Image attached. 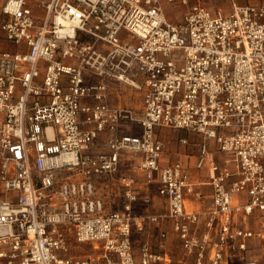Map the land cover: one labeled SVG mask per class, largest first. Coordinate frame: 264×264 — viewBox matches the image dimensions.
I'll return each mask as SVG.
<instances>
[{
  "label": "built area",
  "instance_id": "1",
  "mask_svg": "<svg viewBox=\"0 0 264 264\" xmlns=\"http://www.w3.org/2000/svg\"><path fill=\"white\" fill-rule=\"evenodd\" d=\"M230 2L224 15L189 0H0V264H264L251 249L264 244V0ZM124 87L142 91L140 113L108 103ZM160 128L200 137L179 142L208 174L206 209L187 208L201 194L184 166L161 164ZM125 152L166 212L135 213L151 199L129 175L106 208L97 181ZM165 221L180 250L164 229L136 247Z\"/></svg>",
  "mask_w": 264,
  "mask_h": 264
},
{
  "label": "crops",
  "instance_id": "2",
  "mask_svg": "<svg viewBox=\"0 0 264 264\" xmlns=\"http://www.w3.org/2000/svg\"><path fill=\"white\" fill-rule=\"evenodd\" d=\"M107 101L112 106H130L134 108L138 113L142 110L143 104V93L139 89L124 87L122 90L110 91L108 93ZM129 130V129H128ZM127 130V131H128ZM138 128L133 127L130 131H137ZM125 131V128L123 129ZM179 132L172 130L170 128H160L158 134L164 142L163 155L160 159L162 165L170 164L174 162H180L187 174L189 175V180L195 185V189L201 194L200 198H193L192 195L186 196L187 208L194 211H202L209 207L212 203L211 194L212 188L209 184V178L206 170H197L195 168L197 149L195 147L184 146L179 142L181 137ZM109 134L107 132H102L99 134L95 146L92 148L94 152L104 151L103 145L107 140ZM189 140H200L199 136H194L192 134H186ZM211 146H213L212 141H210ZM219 156V155H217ZM221 157V156H220ZM141 161L140 155L137 153L125 152L122 154L120 159V170L118 173L113 175H107L97 181V188L99 189L100 196L103 198V203L112 205L113 209L120 208L121 201V188L119 185L120 175L133 176L135 180L134 190L140 196H149L151 199V204L149 206H143L140 202L134 204L135 213H163L167 211V201L164 197L160 196L157 192L158 184L153 183L150 185L144 184V179L142 174L137 170V166ZM118 202L115 207L114 203ZM108 209V208H107ZM170 221L163 222L158 228L153 227L152 229L146 231L141 235L137 236L135 244L136 247L143 241H147L150 244L155 242L158 231L161 229L167 230L168 232V247L171 252H177L180 250L178 241L175 235L171 232ZM180 256V253L174 254L172 259L176 261Z\"/></svg>",
  "mask_w": 264,
  "mask_h": 264
},
{
  "label": "rangeland",
  "instance_id": "3",
  "mask_svg": "<svg viewBox=\"0 0 264 264\" xmlns=\"http://www.w3.org/2000/svg\"><path fill=\"white\" fill-rule=\"evenodd\" d=\"M238 5L242 4H253L257 3L260 0H235ZM190 3L200 2L206 7H210L214 12L218 8H221V11L224 15L231 12V2L230 0H189ZM184 12V7L180 4H175L174 6L169 3H164V14L168 21L170 22H178L182 18V14ZM36 15H38L39 18H42L43 12L34 11ZM181 137L185 136L184 132L178 133ZM218 157L222 156L221 154ZM75 247L80 251L83 249L89 250V247L86 245H75ZM252 252L259 256L261 260H264V244L262 242H254V244L251 246Z\"/></svg>",
  "mask_w": 264,
  "mask_h": 264
}]
</instances>
